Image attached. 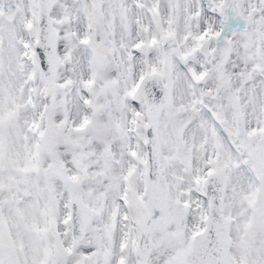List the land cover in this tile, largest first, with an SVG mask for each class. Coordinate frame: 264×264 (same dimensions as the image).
I'll return each instance as SVG.
<instances>
[{"label": "snow or ice", "instance_id": "obj_1", "mask_svg": "<svg viewBox=\"0 0 264 264\" xmlns=\"http://www.w3.org/2000/svg\"><path fill=\"white\" fill-rule=\"evenodd\" d=\"M0 264H264V0H0Z\"/></svg>", "mask_w": 264, "mask_h": 264}]
</instances>
